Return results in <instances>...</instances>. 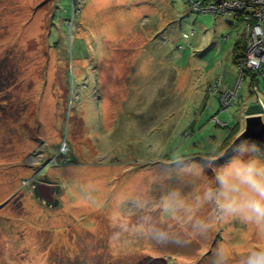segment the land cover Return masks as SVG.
Segmentation results:
<instances>
[{
  "label": "rangeland",
  "instance_id": "obj_1",
  "mask_svg": "<svg viewBox=\"0 0 264 264\" xmlns=\"http://www.w3.org/2000/svg\"><path fill=\"white\" fill-rule=\"evenodd\" d=\"M243 26L191 0H0V264H240L264 248V225L206 198L235 156L264 163L253 138L208 154L262 111L234 63Z\"/></svg>",
  "mask_w": 264,
  "mask_h": 264
},
{
  "label": "clouds",
  "instance_id": "obj_2",
  "mask_svg": "<svg viewBox=\"0 0 264 264\" xmlns=\"http://www.w3.org/2000/svg\"><path fill=\"white\" fill-rule=\"evenodd\" d=\"M214 181L216 188L206 198L218 202L223 216L264 225V163L235 156L218 169ZM240 264H264V248L251 251Z\"/></svg>",
  "mask_w": 264,
  "mask_h": 264
},
{
  "label": "built area",
  "instance_id": "obj_3",
  "mask_svg": "<svg viewBox=\"0 0 264 264\" xmlns=\"http://www.w3.org/2000/svg\"><path fill=\"white\" fill-rule=\"evenodd\" d=\"M194 8L201 12L217 15H234L244 24L243 30L236 34L237 39L242 38L245 45L243 57L237 63V70L239 72L240 83L245 77V72L252 70L257 76L264 79V0H221L204 2L203 0H191ZM194 31L192 32V35ZM191 35L186 33L184 37L190 38ZM223 76L219 77L217 82L212 86V91L216 94L219 86L224 84ZM253 92L256 100L262 107L261 114L264 115V87L253 81ZM212 92V93H213ZM241 101V99H240ZM228 102V97L222 101V110L228 109L225 103ZM222 126L228 125L229 121H220L216 119ZM68 149V146L66 147ZM66 149V150H67ZM65 149L62 150V154ZM67 153V152H66ZM69 157H65L64 162H68Z\"/></svg>",
  "mask_w": 264,
  "mask_h": 264
},
{
  "label": "water",
  "instance_id": "obj_4",
  "mask_svg": "<svg viewBox=\"0 0 264 264\" xmlns=\"http://www.w3.org/2000/svg\"><path fill=\"white\" fill-rule=\"evenodd\" d=\"M221 1V0H217ZM244 138H253L264 145V115L261 113H251L245 119L244 130L236 137L233 144ZM59 186L38 181L34 184V190L39 199L52 205L57 203L55 196ZM139 264H169V259L165 255H148L139 261Z\"/></svg>",
  "mask_w": 264,
  "mask_h": 264
},
{
  "label": "trees",
  "instance_id": "obj_5",
  "mask_svg": "<svg viewBox=\"0 0 264 264\" xmlns=\"http://www.w3.org/2000/svg\"><path fill=\"white\" fill-rule=\"evenodd\" d=\"M210 1H215V0H204V2H210ZM243 39L239 38L235 40V45H234V52H235V57H234V63L237 64L239 62V60L243 57L244 55V51H245V45L243 44ZM5 67V66H4ZM4 67H0V94L3 93L5 90H7L10 87V84H8V75L5 74V69ZM246 76H250V82L255 81H259V78L257 76L256 73H254L252 70H248L246 71ZM246 78V77H245ZM264 85V81L263 83H261L260 85ZM229 126L225 125V127ZM242 130V124H240L239 122L236 123L230 130L229 135L227 136V138L224 140V142L220 145V147L214 151V152H210L208 154L210 155H215L217 153H219L222 149H231L236 143L233 144L234 140L236 139V137L240 134ZM230 147V148H229Z\"/></svg>",
  "mask_w": 264,
  "mask_h": 264
}]
</instances>
